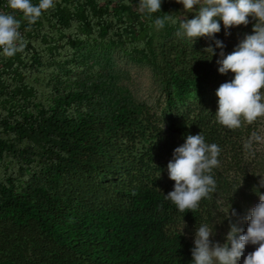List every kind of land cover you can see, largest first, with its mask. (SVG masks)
<instances>
[{
  "label": "trees",
  "instance_id": "trees-1",
  "mask_svg": "<svg viewBox=\"0 0 264 264\" xmlns=\"http://www.w3.org/2000/svg\"><path fill=\"white\" fill-rule=\"evenodd\" d=\"M53 4L30 24L0 0V13L19 17L23 45L11 57L0 49V264H193L186 229L216 228L218 199L238 217L241 180L250 197L264 192L245 171L254 122L230 130L215 115V92L233 79L217 71L220 49L209 60L211 40L191 45L178 24H155L193 19L198 6L185 13L162 0L149 14L139 0ZM254 23L227 36L221 23L213 39L230 54ZM123 63L149 72L159 115L128 89ZM198 134L221 150L216 191L181 212L164 197L174 188L167 164Z\"/></svg>",
  "mask_w": 264,
  "mask_h": 264
},
{
  "label": "clouds",
  "instance_id": "clouds-1",
  "mask_svg": "<svg viewBox=\"0 0 264 264\" xmlns=\"http://www.w3.org/2000/svg\"><path fill=\"white\" fill-rule=\"evenodd\" d=\"M161 2L162 0H139V10L149 14L160 12ZM175 2L183 6L185 13L192 12L194 6H198L194 18L173 19L166 14L157 18L155 24L160 28L164 27L165 20L178 24L175 35L186 38L191 45L200 37L211 40L215 47L208 46L203 52L211 60L216 55L215 49H220L216 60L218 73L233 74V79L221 84L215 92V115L218 123L231 130L241 127L242 122L250 125L264 117V0ZM7 6L14 12L22 13L31 24L54 4L53 0H39L38 5H33L31 0H7ZM250 17L255 21L252 34L246 35L230 54L225 55L223 42L213 39L221 31V23L227 36L228 29L248 25ZM18 18L15 13L14 16L0 13V49L8 57L23 48L22 43L19 46L17 43L21 40ZM262 140L264 138L254 132L245 142L244 148L249 150L250 155H254L251 151L253 142ZM220 151L217 144H206L201 134L188 135L184 143L174 149L172 159L167 164L168 178L174 182V188L164 196L165 199L171 201L179 211L185 212L195 211L203 198H211L210 194L216 191V181L211 173L219 166ZM259 183L260 187H264V180L260 179ZM257 195L259 203L243 218L247 221L246 231L242 232L231 222L232 217L237 214L229 205L226 219H229L230 224L224 244L214 243L211 239L214 226L203 224L196 228L194 247L191 249L193 264H237L241 256H244L247 245L257 247L244 256L243 264H264V194Z\"/></svg>",
  "mask_w": 264,
  "mask_h": 264
},
{
  "label": "rangeland",
  "instance_id": "rangeland-1",
  "mask_svg": "<svg viewBox=\"0 0 264 264\" xmlns=\"http://www.w3.org/2000/svg\"><path fill=\"white\" fill-rule=\"evenodd\" d=\"M120 67L127 73L125 83L131 93L135 96V98L138 101L144 102L145 104L149 105L153 109V111H155L159 115V96L156 87L151 80L149 72L145 69H139L135 66L126 65L124 63ZM253 129L255 133L264 138V117H260L254 122ZM253 148L255 154L251 155V157H249L246 161L249 165L245 167V171L247 173L252 172L253 175H256L259 183L260 179L264 180V140H262V142L253 143ZM258 162L261 163V166H258ZM236 189L237 191L235 200L241 203L242 213H239L238 217L235 216V224L243 232L246 231L247 228V221L243 218L255 205L259 203V198L258 196L250 197V191L244 180H241L239 182V186ZM262 194H264V192ZM228 210L229 202L222 199L218 200L217 206L213 209L215 219L218 220H215V225L218 227L214 228V235L211 237V239L215 243L218 242L220 244H224L226 242V240L221 239L219 235L220 232L226 231V229L229 228V219H226ZM186 231L190 239L194 240L196 228L186 229ZM256 247L257 246L254 245H247L244 249V256H246L250 252L255 251ZM244 256H241V258L237 261V264H243Z\"/></svg>",
  "mask_w": 264,
  "mask_h": 264
},
{
  "label": "built area",
  "instance_id": "built-area-1",
  "mask_svg": "<svg viewBox=\"0 0 264 264\" xmlns=\"http://www.w3.org/2000/svg\"><path fill=\"white\" fill-rule=\"evenodd\" d=\"M19 31V30H18ZM20 33V32H19ZM21 35V34H20Z\"/></svg>",
  "mask_w": 264,
  "mask_h": 264
}]
</instances>
